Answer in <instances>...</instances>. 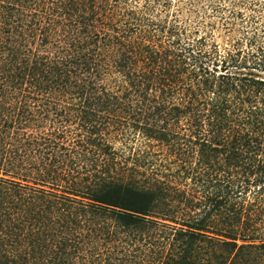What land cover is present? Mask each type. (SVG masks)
Instances as JSON below:
<instances>
[{"label": "trees", "instance_id": "trees-1", "mask_svg": "<svg viewBox=\"0 0 264 264\" xmlns=\"http://www.w3.org/2000/svg\"><path fill=\"white\" fill-rule=\"evenodd\" d=\"M0 264H264V0H0Z\"/></svg>", "mask_w": 264, "mask_h": 264}, {"label": "rangeland", "instance_id": "rangeland-1", "mask_svg": "<svg viewBox=\"0 0 264 264\" xmlns=\"http://www.w3.org/2000/svg\"><path fill=\"white\" fill-rule=\"evenodd\" d=\"M220 41V39H218Z\"/></svg>", "mask_w": 264, "mask_h": 264}]
</instances>
